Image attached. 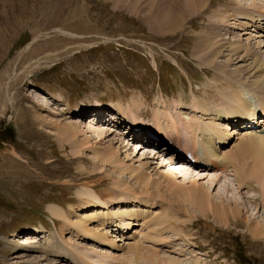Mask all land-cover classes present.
<instances>
[{"label":"rangeland","instance_id":"obj_1","mask_svg":"<svg viewBox=\"0 0 264 264\" xmlns=\"http://www.w3.org/2000/svg\"><path fill=\"white\" fill-rule=\"evenodd\" d=\"M152 1L158 4L149 6L148 0H0V264H51L56 259L57 264H160L161 260L264 264V236L254 232L264 230V171L254 173L260 170L254 153L243 148L242 136L234 133L238 124L250 120L231 124L232 136L221 147L215 144L219 156L242 153L240 167L253 172L243 187L230 166L220 174L200 161L206 167L184 165L182 158L176 164L162 163L148 156L139 140L126 138L123 145V128L113 131L103 120L95 124L89 120V114L107 110L109 119L118 110L111 108L120 106L136 111L143 128L159 132L158 126L167 130L172 120L208 122L216 113L213 109L220 111L234 83L240 89L258 83L251 85L253 91L245 89L255 101L264 97L259 88L264 86V72L253 70L257 58L264 60L260 52L264 48L256 51L254 40L247 41L249 36L233 20L218 27L210 23L219 10L232 12L234 2L245 4V0H213L200 15L183 14L185 21L180 11L167 13L162 0ZM236 8L242 15V6ZM254 11L261 13L253 8L248 15ZM213 29L221 34L214 40L220 53L201 63L206 47L196 43L201 34ZM248 29L252 35L264 36L259 29ZM232 43L245 45L252 50L250 55L234 56ZM36 91L42 94L40 100L34 96ZM198 101L211 112L198 109ZM71 124L83 132L62 135L64 125ZM98 129L105 134L101 136ZM187 133L182 136L193 146L195 140ZM85 137L99 149L84 150ZM198 139L202 145L201 132ZM110 147L125 167L149 177L155 187L148 194H141L142 186L131 173L104 165L92 153ZM166 173L173 175L179 187L201 186L218 208L240 212L238 219L227 223L212 212L201 214L198 206L186 208L167 190ZM92 194L101 195L106 205L88 196ZM50 204L60 206L70 223L54 219L47 210ZM132 204L146 216L135 215L131 224L135 229L127 233L118 226L120 220L112 225L111 220L86 222L92 211L111 215ZM84 221L86 232L99 238L77 233L73 224ZM101 235L116 246L99 241ZM33 242L35 252L27 249ZM132 245L140 248L138 257L129 252ZM55 247L63 249L64 258L44 253ZM152 254L158 257L154 262Z\"/></svg>","mask_w":264,"mask_h":264},{"label":"bare ground","instance_id":"obj_2","mask_svg":"<svg viewBox=\"0 0 264 264\" xmlns=\"http://www.w3.org/2000/svg\"><path fill=\"white\" fill-rule=\"evenodd\" d=\"M162 1L163 2H161V3L164 5V7H165L164 9L166 10L167 13L172 14V13H176V12L180 11V13H181L180 19L184 20L183 14H189L191 16H195V14L200 15L201 11L204 10L206 8V6L209 4V2H211L213 0H162ZM245 1H246L245 4H242V3L237 4L234 2V5H236V7H237V5L242 6V10H243L242 15H240V13L237 12L236 7H234L235 9L233 8L234 10L232 12H230L231 9L227 10L226 13H225V11L220 12V10H219V13L215 14V16L210 17V23H212L213 26L215 23L216 27H218L217 24L219 25V23H222L223 21L226 22V21L233 20L236 23L239 21V23H237V24L234 22V25L237 27L239 25L244 31L243 35L249 36V39H247V41H250V40L253 41L254 40L255 44L257 45V48H256V51H257L259 49L264 48V40H261V41L259 40L260 38H264V36L263 35L260 36L259 33H257V34H259V36L252 35L250 32H248V30H249L248 28H250V30L254 29V28L259 29L260 33H264V29H263L264 28V3L262 2V0H261V2H259V0H245ZM156 4H158V3H155L152 0H148V3H147V5H149V6L150 5H156ZM143 5H145V4H143ZM231 5H233V4H231ZM144 7H145V10H147V7L146 6H144ZM251 7H253L254 9H260L261 13L258 11H254L253 13L248 15L250 9H253ZM224 8H226V7H224ZM215 18H216V20L218 19V21H216ZM171 20L175 21V19H171ZM261 26H263V28ZM173 27H175V26H173ZM241 28H240V30H241ZM216 30H218V29H216ZM172 31H175V29L172 28ZM213 31H215V29H213ZM213 31L208 32L206 34H201L200 35V37H201L200 41L196 43V45H198V46L203 45L206 47V49L204 51L205 54L203 55V58H199V59H201V60H199V62L201 61V63L206 62L210 58H213V55L220 53V51H219L220 46H218L217 45L218 43L215 42L214 40L218 36H220L221 34H219L217 31H215L218 33V35H217ZM253 33H254V31H253ZM255 39H258V41H255ZM229 46L231 48L230 53L234 54V56L239 54V52H244L245 53L244 56H247L250 53L249 50H251V49H248L247 47H245V45H243V44L238 46V45L232 43ZM260 52L263 53L264 51L260 50ZM203 60H205V61H203ZM234 60L232 59L231 62H233ZM254 63H255V67L253 70L255 71V73L257 71H258V73L261 71L264 72V60L263 59L261 61V58L260 59L257 58L254 61ZM243 71L247 72V70H241L240 72H243ZM234 82H237V81L234 80ZM241 82H246V81L242 80ZM257 82H259V81H257ZM237 85L240 86V84H238V83H236V84L234 83L231 86L230 92L227 94L228 96H225L224 102H222V104H220V108H221L220 111L215 110V109L212 110L216 113L211 115L212 117L210 119H208V122H204L202 120L203 118L201 119L202 121H199V122H197V120L195 121L194 119H193L194 121H190V120L187 121L186 120L187 122H184L183 120H181V122H180V121H175V120L171 119L172 120L171 124L167 128L168 131L166 129L158 126V125L157 126H158V130H159L158 134L161 133L162 138L169 140L173 143L175 142V140H177V143L182 148V151L183 150H191V152L195 155L196 159H195V163L191 164L190 166H194V168H195V166L198 168L207 166L209 168V164H211L212 168H214L216 171H218L217 173H220V174L224 173L227 170L226 168H228V166H230L233 168L232 170L234 171V174H235L234 175L235 180L238 183V186L240 187L242 185L244 186L245 184L249 183L248 179L253 178V172L244 170L239 165V163H240L239 156H242V153L240 152V153L234 155L233 157H231V156H219L218 151L216 150L217 146H215V144H216L217 140H218V143H220V144L226 143V141H227L226 139L228 137L232 136L231 135L232 131H231V129H229L230 123L233 124V123H239L242 120H248V121L250 120V122L245 124V125H249V128H252L253 125L258 124L259 123L258 120H261L260 122L263 123L264 122V97H261L260 100L255 101V99L252 97V94L249 92V89H245L246 86L251 88V85L254 87H257L258 83H253L251 85L249 84L246 86L241 85V87H244L242 89H240V87L237 88L238 87ZM254 87L251 88V91H253ZM259 88L262 91H264L263 84H260ZM34 96H35V98H37L39 100L42 98V94L40 92H37V91L34 92ZM32 97H33V95H32ZM257 103H258V106H257ZM197 107H198V109H202V112H204L205 114L211 112L208 109V107H206V106L204 107L203 105H201L199 103V101L197 103ZM260 107L262 108V109H260L262 111L259 112ZM116 108H118V110H116L114 113L111 114L109 121L104 120V119H108V118L102 119V116H100L99 119H101V121L103 120L104 121V122L102 121L103 123H105L107 125L109 124L111 127V130H113V131H116L119 129L117 126L113 125L115 123L114 120H116V119L118 121L124 120L126 123V127L123 128V129H125V131L121 135V138L123 139V140L121 139V142L123 145H125L124 141H126V138L131 139L130 136H133V139H136L139 137L138 134H135V136H134V134L132 133V132H135L134 130H132L135 128L134 126L143 128L144 124H143V122H139L140 121V115H139V119H138L136 111H133L131 108L129 111L123 109L120 106L112 107L111 109L114 110ZM96 114H98V113H96ZM107 114H110V112H108ZM259 114L261 115V117H257V115H259ZM183 115H185V114L182 113V116ZM92 116H94V115H92ZM187 119H189V118H187ZM93 121L91 122V124L96 123ZM223 121H224V124H223ZM226 122H228V123L225 124ZM142 125H143V127H142ZM64 127L65 128L63 129L62 135L71 136L74 133L80 134L81 132H83L82 129H80L78 126H76L74 124L64 125ZM218 127H219V129H218ZM220 127H225L224 130H226V131L220 130ZM130 130H132V131L130 132ZM199 131L201 132V138L203 137V140H204L202 142V145H201V142H199L201 140L198 139V133H200ZM104 132H106V131L103 130V131L99 132V129H98V133L105 134ZM181 132L182 133L185 132V134L187 132L191 133L190 135L193 136V138L195 140V141H193V143L191 142L193 146L188 145L187 141L189 139L186 141L183 138L184 136H182L183 134ZM234 133H236V135L239 137L242 136V137H240V140L243 144L242 145L243 148L248 149V151L250 150V152L253 151L254 154L253 153L252 154L255 157V159L253 161L255 162V164L257 166L259 165V169H260V170H256V171L254 170V173L259 172V171H264V129H262V131H261V129L260 130L252 129L250 132L248 131L245 133H240V131L236 130ZM127 134H129V135H127ZM74 135L76 136L77 134H74ZM101 136H103V135L101 134ZM101 136H99V137H101ZM67 139H69V138H67ZM67 141L69 142L70 140H66V141L61 140V142H65V143ZM137 144H139V143H137ZM81 147L84 150H86V149H90V150L99 149L96 146H90L88 137H85V139L83 140V142L81 144ZM198 147H200V149H197ZM166 148H168V147H166ZM198 150H200V151L202 150L204 152L203 157L197 153ZM144 152L147 153V151H144ZM92 153H94V155L96 157H98L99 161L103 162L104 165L109 164L110 166H112V168L114 170H117L118 172L120 171L121 173L123 172L124 174L125 173H131L134 176L135 182L138 185L142 186V189L140 190L141 194L146 195V194H148L149 190H151L155 187L154 184L149 183V181H150V180L148 181L149 177L147 178V176L144 173H142L143 171L140 172L137 169H134L131 167H125L123 163H120V161L118 160L119 156L116 153L114 147H110L107 149L106 148L100 149V153L97 150H94V151H92ZM147 155L152 157L148 153H147ZM153 158H155V156H153ZM176 159H179V157H177ZM163 160H165V162L171 161V159H169V158H163ZM255 160H257V161H255ZM197 161L203 162L204 165H206V166H204V165L201 166ZM100 169H102V168H100ZM164 178L166 179L165 182L167 181L166 183H168L167 184L168 185L167 190L170 191L169 192L170 195L176 196V199L179 200L177 202H179V203L183 202V204L185 203L186 208L188 207V205L195 206V207L198 206L200 208L201 214H207L208 212H212L213 215H215L219 220L225 221V222L227 221V223L231 222L233 219H238L240 212L229 211V210H226L224 208H218L213 203L211 197L208 194V191H203L201 186H198V185L196 186V184L191 183V186L189 188H182V187L175 185L176 179L173 177L172 174L166 173L164 175ZM247 186L251 188L253 185L248 184ZM122 187H124L123 184L120 185L119 189H122ZM130 188H132V187H130ZM156 188H159V187L156 186ZM173 189H177V190H175V192H174ZM125 190L127 192L130 191V189H128V190L125 189ZM91 192L92 191H90V193ZM88 196H90L95 202H97L101 205H104V206L106 205L103 201L104 199L102 200L101 195L99 196L96 194H92V195H88ZM160 196L162 198H164L165 194L164 195L160 194ZM136 208L139 209L140 207L138 205H133V204L127 205V206L119 208L117 213H114L111 215H109V214L101 215L100 214L101 212L98 214V211H92L93 213L90 212L91 214L88 215V217L86 218V222L87 221L89 222L92 220H97V221L98 220H111L110 224L112 225V224H116L115 222L120 220V224L118 225L119 227L123 228V226H124L125 228H130V225L132 224V220H133L131 217L135 216V213L138 212V211H136ZM47 210H48L49 214L54 219H56L58 221H64L65 223H70L69 219L66 215V212L60 206H57L55 204H50L47 206ZM142 213L144 216H146V214H144L145 213L144 211H142ZM127 219H130L131 221L130 222L125 221ZM170 221H172V220H170ZM86 222L84 221V223H81V225L73 224V228L78 231L77 233L82 232L84 234H87L88 237L90 236L93 238H99L97 236L95 237V235H91V231H90V233L86 232V230L88 229V227H87L88 225L86 226ZM174 223H175V221H174ZM79 224H80V222H79ZM87 231H89V230H87ZM254 232L257 234L256 236H264V230H261V229H259L258 231L254 230ZM31 238L34 239L33 236H31ZM108 239L109 238L107 235H101L99 241L107 243V241H109ZM33 241H37V240L34 239ZM34 243L35 242H33V244L30 245L29 247H27V249L28 250L32 249V251L35 252L36 248H35ZM109 243H111L112 247L116 246L115 245L116 243H113L111 241H109ZM107 245H109V244L107 243ZM136 246L132 245L128 248V250L134 256L138 257L140 255V248H138V246L137 247ZM37 249H39V248L37 247ZM51 249H52L51 251H45L44 253L50 257L51 256L55 257V255L57 256V258L63 257V255H64L63 249H61L59 247H55V248H51ZM150 258L154 262L155 259L158 257H156V255L152 254ZM56 260L54 261V263H51V264H57ZM79 261L80 260H78V262ZM100 262H102V261H99V264H102ZM159 262H160V264H173L174 263V261H170L171 263H169V260H161Z\"/></svg>","mask_w":264,"mask_h":264}]
</instances>
